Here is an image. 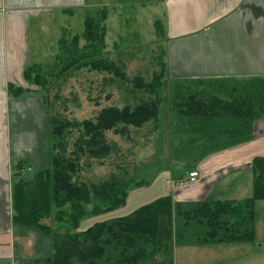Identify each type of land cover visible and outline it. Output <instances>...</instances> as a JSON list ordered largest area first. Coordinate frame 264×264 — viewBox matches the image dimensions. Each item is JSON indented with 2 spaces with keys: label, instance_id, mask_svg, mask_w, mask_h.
Here are the masks:
<instances>
[{
  "label": "trees",
  "instance_id": "16d2710c",
  "mask_svg": "<svg viewBox=\"0 0 264 264\" xmlns=\"http://www.w3.org/2000/svg\"><path fill=\"white\" fill-rule=\"evenodd\" d=\"M89 11L82 15L83 27L78 36L65 41L60 35L57 53L52 56L53 64L26 67L23 83L44 93L49 86L47 80L64 78L81 69L110 75L116 81L131 85L133 101L118 109L106 106L91 121L84 119L78 124L47 118L45 137L54 143L45 147V168L31 172L27 178H19L18 170L27 165L21 161L15 163L9 184L11 224L41 231L51 244L48 258L31 264H150L155 256L160 259L157 264H170L171 247L251 243L253 204L264 200V157H254L249 163V196L238 202L204 198L199 202L171 203L163 195L121 217L98 220L81 232L76 230L84 216L108 214L125 203L129 187L143 186L141 182L133 186L129 180L116 177L95 185L86 184L78 175L79 161L83 158L84 165L89 161L100 163L112 152L113 147L105 143L104 133L123 136L126 129L141 128L145 122L155 120L163 71L160 63L159 74L150 77L147 83L138 76L127 82L121 68L103 56L101 21L107 10L93 9L91 15ZM159 25L157 21L156 33L163 35ZM78 40L83 42L80 46ZM10 89L12 99L25 92L21 88ZM134 91L152 99L143 102L135 97ZM169 97L167 110L178 125L175 132L181 138L183 134L188 135L175 148L182 156L197 152L192 165L212 153L248 142L252 136L251 125L264 119V77L181 81L171 88ZM71 126L80 128L72 151L66 157L58 151L54 153L56 147L61 149L62 133ZM45 220L51 221L54 227L42 224Z\"/></svg>",
  "mask_w": 264,
  "mask_h": 264
},
{
  "label": "crops",
  "instance_id": "0c3cea01",
  "mask_svg": "<svg viewBox=\"0 0 264 264\" xmlns=\"http://www.w3.org/2000/svg\"><path fill=\"white\" fill-rule=\"evenodd\" d=\"M155 1H160L165 79L181 82L264 77V0ZM134 2L137 8L143 9L145 5L151 8L150 0H0V264L45 261L51 253V244L45 234L33 228L16 227L10 220L9 184L15 163L21 161L33 171H41L47 157L43 149L44 121L39 127L41 138L31 141L33 159L28 154H19L13 159L11 155V133L15 136L23 131L15 139L24 143L26 132L22 126L14 127L11 100H25L38 94L23 83L22 77L26 67L34 64L28 60L30 41L37 40L36 35L42 32L44 22L52 28L50 21L56 16L72 17L78 11L85 13L101 8L113 13L123 9L122 6L117 8L119 3ZM109 18L108 12L106 21ZM32 24L37 28L35 35L30 34ZM56 29L59 33L55 44L63 32L62 27ZM10 88H21L25 92L12 99ZM20 103L14 109L26 104ZM36 125L30 127L39 131ZM11 127L20 130L14 134ZM250 132L252 136L248 142L203 157L182 177L168 180L165 176L160 191L153 194L155 198L167 195L171 203L199 202L204 198L238 202L248 198L251 188L249 163L254 157H264V119L255 121ZM187 173L197 175L194 182L187 181Z\"/></svg>",
  "mask_w": 264,
  "mask_h": 264
},
{
  "label": "rangeland",
  "instance_id": "374dc122",
  "mask_svg": "<svg viewBox=\"0 0 264 264\" xmlns=\"http://www.w3.org/2000/svg\"><path fill=\"white\" fill-rule=\"evenodd\" d=\"M155 2V0H150L151 8L145 5L143 9L137 8L135 2L119 3L117 8L122 6L123 9L116 10L113 13L108 11L111 18L106 21L105 16L101 21L104 35L102 41L105 48L103 56L108 61H112L114 66L121 68L127 82L132 77L138 76L143 83H147L150 77L159 74V64L164 63V34L156 33L155 30L157 21L160 22L159 26L162 29L158 7L160 1ZM91 13H93V9H90L88 14L91 15ZM83 14L84 12L78 11L72 17L62 16L59 18L56 16L50 21L53 24L52 28L47 22H44L42 32L36 35L37 40H31L28 46L30 51L29 63L37 64L35 66L41 65L42 67L48 63V66H51L53 64L51 56L55 52L57 53L56 44L54 43L59 33V31H56L57 26L62 27V37L65 41H68L71 36H78L81 32ZM32 25L30 34L35 35L37 28L36 25ZM82 43L81 40H78L77 45L80 46ZM162 67L164 71V65ZM163 71L161 70V88L158 93L160 98L159 113L155 120L145 122L141 128H128L123 136H114L110 132L104 133L105 143L113 147L112 152L100 163L89 161L88 166L84 165L83 158L79 161L81 169L78 175L80 180L86 184L95 185L98 182H107L110 178L116 177L119 180H129V183H132L133 186L139 184V182L143 186L136 189L129 187L131 190L125 197V203L108 214H98L96 217L84 216L77 224L76 230L79 232L83 231L84 227L90 223L114 216L121 217L132 212L138 206L147 205L155 198L154 192L160 191L161 182L165 176L168 180L182 177L185 172L197 165L198 162L192 165L198 156L197 152L185 153L182 156L175 148L178 143L187 140L188 135L183 134L181 138L175 132V127L178 125L167 107L170 101L171 88L178 82L165 79L166 71L164 74ZM109 77L110 75L89 73L86 70L79 69L77 72L66 74L64 78L47 80L49 86H46L47 91L44 93L38 91L37 95L35 94L25 100H11L13 104L11 116L14 127L22 126L26 130L24 132V143H19L16 141L15 136H21L23 131L16 134L20 129L11 127L15 130L14 134H16L14 136L12 132L10 136L12 159L19 154L25 156L28 154L31 160L33 159L34 154H31V144L33 142L31 141H33V138L37 141L41 138L42 130L39 127L42 121L46 122L47 118L55 117L78 124L84 119L91 121L97 114L96 112L106 106H113L118 109L123 104L130 105L133 101L130 97L132 86L125 84V82L116 81L111 78L112 76L110 77L112 80L108 81ZM133 93L137 99L143 102L152 99V97L142 95L137 91ZM42 98L45 100H42ZM20 102L26 104L14 109V106L21 104ZM27 103L28 106L26 107ZM31 110L37 115L36 120H34L36 116L34 113L35 116H31L33 112ZM35 125L39 128V131L30 127ZM79 134L80 128L73 126L64 131L59 143L61 149L56 147L54 153L58 151L63 153L64 157L68 156L72 151V144L75 143ZM44 138H46L45 135ZM44 138L43 140L46 143L44 142L43 149L45 151V147L51 146L54 141L48 138L45 140ZM25 165L27 164L25 163ZM31 172H33V169L27 165V167L18 170V177L27 178ZM11 180H13L12 177ZM263 207L264 201L254 203V239L251 243L171 247L170 264H264ZM42 224L54 227L49 220L43 221ZM159 261L160 259L155 256L154 261L150 264H157Z\"/></svg>",
  "mask_w": 264,
  "mask_h": 264
},
{
  "label": "built area",
  "instance_id": "2783aa9c",
  "mask_svg": "<svg viewBox=\"0 0 264 264\" xmlns=\"http://www.w3.org/2000/svg\"><path fill=\"white\" fill-rule=\"evenodd\" d=\"M187 174H188L187 175L188 176V178H187L188 182H192V181L194 182V179L197 178V175L195 173L194 174L193 173H187Z\"/></svg>",
  "mask_w": 264,
  "mask_h": 264
}]
</instances>
